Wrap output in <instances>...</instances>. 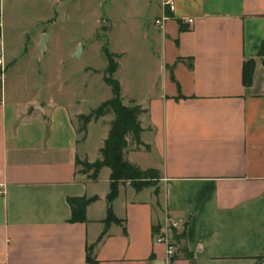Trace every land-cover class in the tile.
<instances>
[{
  "label": "crops",
  "instance_id": "obj_1",
  "mask_svg": "<svg viewBox=\"0 0 264 264\" xmlns=\"http://www.w3.org/2000/svg\"><path fill=\"white\" fill-rule=\"evenodd\" d=\"M2 7L0 0V264H90L88 248L98 264H264V0H175L147 99L135 93L139 73L126 71L127 53L114 51L124 103L145 110L142 144L126 148V158L161 179L158 195L121 184L112 202L118 221L108 226L111 170L87 178L77 160L101 158L110 120H92L81 139L76 117L84 113L62 90L3 88L16 47L42 58L46 30L13 31L7 50ZM71 196L94 199L86 222H70ZM168 219L185 230L181 244L192 258L179 252L167 261L156 236Z\"/></svg>",
  "mask_w": 264,
  "mask_h": 264
},
{
  "label": "rangeland",
  "instance_id": "obj_2",
  "mask_svg": "<svg viewBox=\"0 0 264 264\" xmlns=\"http://www.w3.org/2000/svg\"><path fill=\"white\" fill-rule=\"evenodd\" d=\"M161 8L162 0H3L2 27L7 50L15 48L9 39L13 31L44 29L51 35V48L46 53L41 51L39 57H43L38 60L34 56L36 50L28 56L26 47H16L19 61L14 66L8 63V79L3 88H22L29 95L47 87L51 91L62 90L67 94L64 100L70 102L73 110L90 114L113 95L112 87L104 79L108 67L103 53L106 47L118 64L120 55L114 51L127 53L123 61L126 71L133 77V72L139 73L135 93L149 98L163 49L162 27L155 26L156 17H162ZM80 46L81 55L76 56ZM113 77L116 78L115 73ZM113 118L110 113L103 121L110 120L111 124ZM99 134L97 128L90 138V156L94 155ZM133 147H137L136 143L129 136L127 148ZM79 172L87 178L98 177L82 163ZM152 190L155 193V187Z\"/></svg>",
  "mask_w": 264,
  "mask_h": 264
},
{
  "label": "trees",
  "instance_id": "obj_3",
  "mask_svg": "<svg viewBox=\"0 0 264 264\" xmlns=\"http://www.w3.org/2000/svg\"><path fill=\"white\" fill-rule=\"evenodd\" d=\"M262 50H264V45ZM103 53L108 62L104 79L106 83L112 87L113 95L110 99L102 102L90 114L79 115L80 127L78 132L82 134L81 139H85L88 124L92 120L99 119L110 113L114 115V118L111 121L108 136L100 148L101 158L94 162H89L88 160L81 162L78 159L77 164L79 165L82 163L86 169L94 170L95 176H97L104 167L110 168V193L108 195L110 205L107 218L105 219L106 226H108L110 223L118 221L112 210V202L118 196L119 186L121 184L129 182L136 191H141L147 187H155V194L158 195L161 174L157 169H141L138 165L131 163L126 158L125 150L128 147L129 136L132 137V141L137 145L142 144L141 133L143 128L141 126L140 116L145 110L139 104L126 105L124 103L121 84L113 77L114 73L118 70L119 64L114 61V57L108 48L104 47ZM252 70L253 61L245 62L244 81L246 84L251 81ZM93 200V198H88L86 196L68 197L67 201L72 212L70 222H86V210ZM158 231L159 230H156L155 233ZM184 238L185 230L179 231L178 229H173L172 244L177 248V253L173 259L179 256V252H183L187 257L192 258V255L188 253L181 244ZM88 261L90 264H98L93 256V248H88Z\"/></svg>",
  "mask_w": 264,
  "mask_h": 264
},
{
  "label": "built area",
  "instance_id": "obj_4",
  "mask_svg": "<svg viewBox=\"0 0 264 264\" xmlns=\"http://www.w3.org/2000/svg\"><path fill=\"white\" fill-rule=\"evenodd\" d=\"M162 8L164 10V15L156 20V24L163 27L164 21L167 19L166 11H174L175 10V0H162ZM190 22H192V19H190ZM0 64H2V60L0 59ZM4 188L2 185H0V195L4 194ZM179 222L174 221L171 219L167 220V224L165 229L159 233L156 236V241L157 242H162L165 243L166 245V253H167V261H171L173 257L177 253V248L172 244V239L170 237L169 231L170 229L174 227H178Z\"/></svg>",
  "mask_w": 264,
  "mask_h": 264
},
{
  "label": "water",
  "instance_id": "obj_5",
  "mask_svg": "<svg viewBox=\"0 0 264 264\" xmlns=\"http://www.w3.org/2000/svg\"><path fill=\"white\" fill-rule=\"evenodd\" d=\"M48 39V34L47 33H44L41 37V42H40V49L41 51H45L46 49V41ZM81 52H82V47L80 46L79 49H78V52L76 53V56H80L81 55ZM2 80L0 78V84H1Z\"/></svg>",
  "mask_w": 264,
  "mask_h": 264
}]
</instances>
